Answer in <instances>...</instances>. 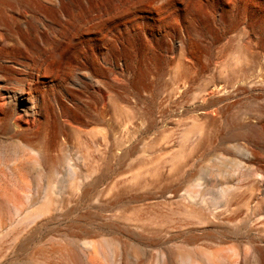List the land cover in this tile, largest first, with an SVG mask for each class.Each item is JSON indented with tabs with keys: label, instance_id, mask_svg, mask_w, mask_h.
<instances>
[{
	"label": "rangeland",
	"instance_id": "374dc122",
	"mask_svg": "<svg viewBox=\"0 0 264 264\" xmlns=\"http://www.w3.org/2000/svg\"><path fill=\"white\" fill-rule=\"evenodd\" d=\"M247 207L264 0H0V264H77L71 239L80 264H264V232L204 236Z\"/></svg>",
	"mask_w": 264,
	"mask_h": 264
},
{
	"label": "bare ground",
	"instance_id": "6f19581e",
	"mask_svg": "<svg viewBox=\"0 0 264 264\" xmlns=\"http://www.w3.org/2000/svg\"><path fill=\"white\" fill-rule=\"evenodd\" d=\"M198 89H199V86H198ZM200 91L201 90H199V92ZM202 92H204L203 89H202ZM14 95H15V97L17 96V94H14ZM15 100H18V102H17L18 106L20 108H22V110L25 113L30 110V109H28V107L26 105L28 102L32 103L31 97L28 99V97L25 95V93H22V94L18 93V97H16ZM31 110H32V108H31ZM25 116L27 117L28 115H25ZM15 134L16 135H23L25 137L26 144L32 150H34L40 157H42L43 160H47L46 157L48 154V149H47L45 143H39V144L31 143V141L28 139V137H26L23 133L14 132V136H15ZM237 137H238V135L236 136V138ZM253 189L255 190L254 186H253ZM258 206H259V203L256 207L258 208ZM193 210H194V208H193ZM196 212H198V210ZM208 212H209V210H208ZM201 214H202V212H201ZM199 219H200L201 223H205L209 227V229H211L208 234L204 235L208 240L207 241L208 244H210L211 246L216 245L215 239H214L215 238L214 231L217 228L227 227V228H229V236H226V237H230L235 242H238V241L241 242L246 238V239L250 240L249 243H251V244H254V240H255V236H250V234L252 232H255V231L258 233L264 232V214L255 208L249 209V207H247L246 211L230 212L229 217H224V218H222V213L215 212V211L211 210V212H209L207 215H201V217L199 216ZM222 236H224V235H222ZM190 240L194 241V240H196V237L192 236V237H190ZM105 244L108 246L114 245L113 241H105ZM75 246H76L75 239H71L70 240V250L72 253V257L74 258V260L77 264H80L79 263V257H78L77 251L75 249ZM259 251H260V249H259ZM132 253H133V255H138L139 249L137 247H134L132 249ZM202 255L210 256V252L204 251V253H202ZM35 262H36V260L31 258V256L30 257L25 256L23 258L22 262H18V260L15 259L12 262H10L9 264H35ZM136 264H140V263H136Z\"/></svg>",
	"mask_w": 264,
	"mask_h": 264
}]
</instances>
